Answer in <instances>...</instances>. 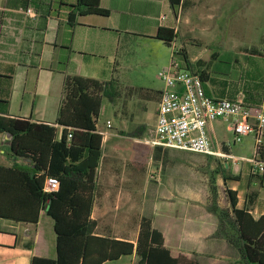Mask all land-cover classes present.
<instances>
[{
	"label": "crops",
	"instance_id": "obj_1",
	"mask_svg": "<svg viewBox=\"0 0 264 264\" xmlns=\"http://www.w3.org/2000/svg\"><path fill=\"white\" fill-rule=\"evenodd\" d=\"M76 1L0 0V99L9 101L7 114L55 123L56 120L51 121L52 116H47L44 105L47 102L59 108L61 92L55 98L54 90H49L46 99H39L43 75L60 78L62 86L65 75L73 73L114 80L133 88L139 85L122 79V68L126 64L137 67L135 65L148 52L158 59L166 55L169 59L171 46L177 41V47L185 48L191 68L205 73L210 94L215 97L243 94L252 104L260 102L264 91V0H180L177 12L172 0H101L102 6L109 10L107 15L79 14L77 22L71 24L69 13L75 9ZM28 7L32 8L30 13ZM161 26L174 29L172 43L156 36ZM34 77L36 82L31 85ZM147 87L151 91L144 96L150 97L149 101L155 97L154 111L150 110L147 100L131 94L116 103L118 122L108 116L106 120L112 121V126L108 127L106 120L98 119V129H105L106 133L96 170L91 213L98 222L96 233L136 243L141 218L147 216L162 230L165 244L177 246L191 256L218 249H232L235 253L237 248L215 233L218 216L203 200L193 203L184 198L177 201V205L170 201L172 211L167 210V178L158 184L150 180L146 172L141 178V135L151 122L156 123L163 86L157 87V92L152 86ZM115 96L109 99L113 101ZM4 106L6 104L0 101V110ZM135 110L143 113L137 114ZM224 121L219 118L208 124L211 135L219 139V124ZM8 139L9 134L0 132V165L12 166L20 157L27 158L31 164L29 157L10 153ZM241 177L239 180L229 178L235 183L233 188L238 189L240 205L245 200V195L240 197L244 185ZM254 177L248 180L247 186L259 191L251 209L253 215L259 217L264 214V181L261 178L258 182ZM144 197L154 208L151 212H139L140 200ZM177 207L181 222L178 226L169 224L177 221L173 217L176 213L179 215ZM133 210L138 223L135 235L100 227L101 223L121 221L122 214L133 215ZM167 228L176 231L170 239ZM52 251L56 253L53 220L44 211L39 222L0 215V264H30L34 254L52 256ZM137 258L134 250L131 256L121 255L98 264H124Z\"/></svg>",
	"mask_w": 264,
	"mask_h": 264
},
{
	"label": "trees",
	"instance_id": "obj_2",
	"mask_svg": "<svg viewBox=\"0 0 264 264\" xmlns=\"http://www.w3.org/2000/svg\"><path fill=\"white\" fill-rule=\"evenodd\" d=\"M179 1L172 0L175 12ZM74 6L69 13L71 24L77 22L79 14L109 13L101 0H77ZM156 36L172 43L175 31L161 26ZM175 57L181 67L193 70L185 48L175 46L172 59ZM199 73L206 93L213 96L207 90L205 73ZM116 91L114 80L67 73L55 123L9 115L6 113L9 101L0 99L6 104L0 110V132L9 134L10 153L31 159L29 166L0 165V215L39 222L44 211L53 220L56 255L34 254L30 264H98L121 255L131 256L134 250L138 258L124 264H204L179 247L165 244L162 230L147 216L141 218L136 243L96 233L98 222L91 213L96 193V170L103 153V134L97 122L104 97L114 98ZM57 125L62 127L60 138H57ZM224 149L228 147L224 145ZM255 156L264 160V137ZM249 164L250 177L257 175L264 180V175L252 171L253 164ZM48 174L58 177L57 190H44ZM221 174L225 182L229 178H242L240 173H229L226 163L221 167ZM212 189L216 193L215 185ZM227 191L228 207L208 204L219 219L215 233L237 248L239 256L233 264H264V214L255 217L251 212L259 191L246 190L241 205L238 189L228 187Z\"/></svg>",
	"mask_w": 264,
	"mask_h": 264
},
{
	"label": "rangeland",
	"instance_id": "obj_3",
	"mask_svg": "<svg viewBox=\"0 0 264 264\" xmlns=\"http://www.w3.org/2000/svg\"><path fill=\"white\" fill-rule=\"evenodd\" d=\"M179 45V42H175L171 46V55L168 59V56L164 59H158L151 53H145L141 60L138 62L137 67H130L125 65L122 68L121 78H125L127 81L134 82L139 85L136 87H127L121 83H115L117 87V95L115 99L112 101L108 96L104 97V102L101 108V113L99 115V120L104 122L108 116L112 117L115 122L119 121V117L117 115V102L121 101V97H125V95L130 96L133 94L137 99L141 98L147 100L149 102L150 110H153V104L155 102L150 97H145V94L150 93L151 88L147 86H152L154 88V92L158 91L157 87H164V80L159 75L160 70L164 68H168L171 66L172 53L175 46ZM167 49V46H164ZM168 60V61H167ZM166 62L165 65L162 64ZM36 82V77L32 79L31 85H34ZM144 85L145 87L141 86ZM162 87V88H163ZM132 88V89H130ZM62 89V81L56 79L55 76H46L43 75V80L41 83V94L39 95V99H46V93L49 90H54L55 98L59 94ZM148 89V93H147ZM19 98L20 94L18 93ZM134 97V98H135ZM44 111L47 112V116H52L50 118L51 121H55L58 112V105H53L51 103H45ZM154 111V110H153ZM130 110H128L127 115L130 114ZM137 114H142L140 110H135ZM148 113V112H147ZM146 115V113H145ZM135 116V115H134ZM137 116V115H136ZM139 119L142 120V115H140ZM153 121V120H152ZM152 123V122H151ZM149 124V127H152L154 124ZM147 126V127H148ZM220 128V137L224 140L222 141L219 137L217 141L219 142L221 148L226 152H230L234 154L233 157L221 156L216 154H204L200 152H194L187 149L175 148V147H167L164 149L152 148L153 145H150L146 142H141L140 144V153H141V167L140 174L141 178L143 177V173L147 174V177L155 181L157 184L163 182V178H167V210L172 211V208H169L170 201L177 202L181 199L186 198L187 201L197 203V201L203 200L205 204L216 203L218 206H229V194L228 187L234 189L235 183L229 179L228 182L224 181V178L221 174V167L226 163L228 165V172L240 173L243 176L241 186L242 190L240 192L241 199L245 195V191H252L253 187H248L247 184L250 183L248 181L251 177H254L258 182L261 181V178L257 175H252L250 177V164L247 160L249 156L254 154V133L251 132L248 135L244 136L241 141L234 142L233 141V132L227 126V122H221L219 124ZM148 127V128H149ZM147 128V129H148ZM62 133V127L57 125V137L60 138ZM131 134V131L129 132ZM146 132H144L141 137H144ZM214 137V136H213ZM215 139V137H214ZM216 140V139H215ZM224 145L228 147V149H224ZM5 149H8L6 144ZM20 160L17 161L19 165L29 166L30 163L27 158L20 157ZM28 163H27V162ZM143 163V164H142ZM264 181V180H263ZM216 186V193L213 192V186ZM248 187V188H247ZM113 200V199H112ZM177 205V203L175 204ZM162 207V206H159ZM154 210L152 208L151 203L147 199L141 198L139 212L142 213L144 211ZM179 215L176 213L174 219L177 220L174 223L177 226L180 225V209L177 207V211ZM172 214V213H171ZM121 221L115 222H106L101 223L100 227L108 226L111 229H114L118 232L129 231L130 233L136 234L137 230V221L135 210H133V215L127 216L126 214H122ZM127 217L130 219L127 221ZM155 224L158 225L156 219ZM168 239L176 234L175 230L167 228ZM216 252V253H214ZM206 251L201 253L200 255L192 254L194 256L199 257L206 264H233V262L238 258V251L232 249H218V251ZM52 256H55L56 253L52 251ZM104 264H113V262H106Z\"/></svg>",
	"mask_w": 264,
	"mask_h": 264
},
{
	"label": "built area",
	"instance_id": "obj_4",
	"mask_svg": "<svg viewBox=\"0 0 264 264\" xmlns=\"http://www.w3.org/2000/svg\"><path fill=\"white\" fill-rule=\"evenodd\" d=\"M31 10V7L27 8V12ZM159 75L165 84L160 93L156 123L146 130L142 141L153 146L233 157L234 154L223 150L217 138L214 136L215 140L208 131V124L221 118L232 130L234 142L254 133V154L247 160L253 164L252 171L264 175V160L255 156L264 137V91L256 104L246 101L243 94L220 98L210 96L200 73L181 67L176 57L171 59L170 67L160 70ZM106 124L111 127V119H107ZM99 131L106 133L105 129ZM59 185L56 175L46 176L45 191L57 190Z\"/></svg>",
	"mask_w": 264,
	"mask_h": 264
}]
</instances>
